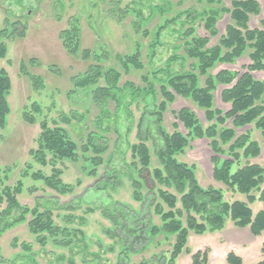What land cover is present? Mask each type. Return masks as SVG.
<instances>
[{
    "label": "rangeland",
    "instance_id": "1",
    "mask_svg": "<svg viewBox=\"0 0 264 264\" xmlns=\"http://www.w3.org/2000/svg\"><path fill=\"white\" fill-rule=\"evenodd\" d=\"M217 1L221 4L216 2L215 6L232 7L231 0ZM258 1L264 6V0ZM156 5H164L168 10L160 13L154 9ZM210 6L206 0H0V30L9 26L10 29L13 27L16 31H23L22 35L4 39L8 53L4 59H0V66L7 70L12 80L8 96L11 112L6 126L0 127V190L6 186L15 187L21 182L22 190L17 196L19 203L30 208L39 205L41 211L51 209L55 223L67 228L72 235L68 237L71 239L70 244H61L62 241H55L49 235L46 236V243H41L29 229L31 215L27 214L23 222L7 229L0 236V264H167L174 236L166 238L161 235L133 243L128 241V250L121 239L122 229H117L103 213L106 207L122 203L134 210H143L144 222L151 217L152 223H161L153 206H143L134 200L131 179L127 174L133 161L130 146L139 142L137 125L145 111V102L133 103L129 107V114L120 113L116 132L114 123L109 124L111 132L105 135L110 143L106 157L111 162L109 170L102 165L94 175H89L94 167L83 159L76 162L53 160L50 152H46L44 156L47 163L42 165L34 156L39 147L40 123L44 119L51 126L53 120L57 119L59 124L71 129L77 140L81 134L98 129V109L91 100L90 88L74 86V77L85 73L90 63L96 61H85L79 54L70 55L60 38L63 29L78 24L81 29L80 49H90L103 55L108 51L109 56H105L107 58L101 63L121 70L120 84L131 81L143 86L141 78L144 74L164 66L175 53L183 55V50L177 49L181 40L174 30L179 26L167 27L158 40L155 37L157 27L178 11L189 8L202 11ZM229 21L230 13L223 12L217 24V36H210L200 22L196 23L197 33L209 37V46H214L225 33ZM251 26H259V17L252 19ZM152 44L156 47L153 48ZM137 50L141 51L140 59L145 69L141 71L132 67L126 72L116 55L134 54ZM249 63L246 54L234 63L217 64L212 73L216 74L222 69L243 73ZM175 67L179 69L178 65ZM27 73L42 77L44 87H34ZM253 74L257 79L264 80V70ZM225 87L218 86L215 105L228 111L231 105L221 97ZM73 89L75 92H71ZM35 102L41 107L40 113L33 111L32 104ZM184 107L194 110L202 123L207 124L203 110L191 100L177 96L165 113L164 126L169 132H173L175 123H178L177 129L187 133L175 115ZM110 109L114 111L113 104ZM26 110L35 115V124L25 121L23 114ZM63 115L71 118V126L61 121ZM250 127L246 126L238 132H245ZM254 137L262 141L259 132L255 131ZM262 147L261 155L252 161L264 166L263 141ZM213 155L209 140L197 138L191 140L190 147L184 152L177 154V159L196 166V178L202 187L224 189L225 198L229 201L246 200L245 196L232 193L225 185L214 180ZM152 157L151 169H154L159 162L155 156ZM53 167L61 169L64 183L74 186L72 192L59 194L43 180L32 176L36 171L50 176ZM116 173L118 178L114 185L104 178ZM142 193L145 197L146 191ZM5 207L6 203L0 205V213ZM260 208V202L252 205L254 212ZM62 237L60 235L58 239L62 240ZM263 244L264 232L254 235L249 227H237L230 222L222 230L201 235L191 233L188 247L192 253L209 248V264H228L226 257L231 251L241 256L244 263L251 264L264 260ZM175 264H192L191 254L184 252Z\"/></svg>",
    "mask_w": 264,
    "mask_h": 264
},
{
    "label": "trees",
    "instance_id": "2",
    "mask_svg": "<svg viewBox=\"0 0 264 264\" xmlns=\"http://www.w3.org/2000/svg\"><path fill=\"white\" fill-rule=\"evenodd\" d=\"M206 1L211 5L209 8L202 11L194 8L178 11L157 27L155 37L158 40L164 29L179 26L174 30L181 40L177 49H182L183 55L175 53L164 66L144 74L141 78L143 86H137L131 81L121 85V70L101 63L107 58L105 56H109L108 51L103 55L90 49H80L81 29L78 24L74 23L63 29L60 38L70 55L79 54L85 61H96L90 63L85 73L74 77V86L90 88L91 100L98 109V129L81 134L77 140L71 129L59 124L57 119L53 120L52 126L44 119L40 123L39 147L34 156L42 165L47 163L44 156L46 152H50L53 160L76 162L83 159L94 167L89 175H94L102 165L109 170L111 162L106 157L110 143L105 137L112 129L109 124L114 123L116 132L120 113L129 114V107L133 103L145 102V111L137 125L139 142L130 146L133 161L127 174L131 179L134 200L143 206H153L161 223H152L151 217L148 222H144L143 210L137 211L122 203L106 207L103 213L117 229H122L121 239L127 248L128 241L133 243L150 237L155 239L161 235L166 238L174 236L167 264H175L184 252L191 254L192 264H209V248L193 253L190 251L188 244L191 233L201 235L222 230L230 222L237 227H249L254 235L264 232V166L252 161L261 155L262 141L264 142V80L257 79L253 74L264 70V6L258 0H231V8L215 6L217 0ZM154 9H158L160 13L168 10L164 5H156ZM223 12L230 13L229 24L217 44L209 46L210 38L197 33L196 23L200 22L210 36H217V24ZM254 17H259L257 27L251 26ZM12 28L7 26L0 30V59H4L8 53L4 39L22 35L23 31ZM140 53L137 50L134 54H117L116 58L126 72L132 67L143 71L145 64L140 59ZM246 54L250 63L245 66L243 73L227 69L212 73L217 64L234 63ZM187 61H190L188 66ZM177 65L179 69L175 67ZM26 75L34 87H44L42 77L31 73ZM219 85L226 86L221 97L231 105L228 111L215 105V93ZM11 89L9 73L0 66V127L6 126L11 112L8 101ZM71 92H75V89ZM177 96L191 100L203 110L207 124L202 123L194 110L184 107L175 115L187 133L177 129L178 123L174 125L176 129L169 132L164 126L165 113ZM111 104L114 105V111L110 109ZM32 105L33 111L41 112L38 103ZM23 116L26 122L36 123V117L30 110H26ZM61 121L70 126L73 124L67 115H63ZM246 126L251 127L245 132H238ZM255 131L260 133L262 141L254 137ZM197 138L209 140L214 153V180L225 185L232 193L245 196L246 200L229 201L225 198L224 189L202 187L196 178V166L177 159V154L184 152L190 147L191 140ZM152 156L159 162L154 169H151ZM1 174L0 167V180ZM61 175V169L53 167L50 176L40 171L32 176L43 180L59 194L72 192L74 186L64 183ZM104 178L114 185L118 173ZM21 190V182L15 187L6 186L0 190V205L6 203L0 213V236L7 229L23 222L26 215L30 214L28 226L39 242L46 243V236L49 235L55 241H62L61 244H70L71 239L68 237L72 236L71 232L55 223L51 209L41 211L39 205L30 208L19 203L17 196ZM144 190L145 197L142 193ZM257 202L261 203V208L254 212L252 205ZM60 235L63 236L62 240L58 239ZM262 252L264 253V244ZM226 261L228 264H247L233 251L227 254ZM251 264H264V260Z\"/></svg>",
    "mask_w": 264,
    "mask_h": 264
}]
</instances>
